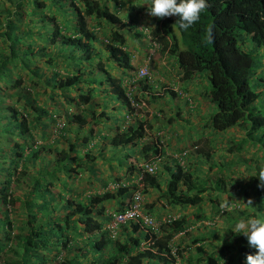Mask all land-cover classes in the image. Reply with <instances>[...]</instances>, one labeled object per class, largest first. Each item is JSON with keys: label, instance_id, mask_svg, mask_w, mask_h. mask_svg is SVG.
<instances>
[{"label": "trees", "instance_id": "obj_1", "mask_svg": "<svg viewBox=\"0 0 264 264\" xmlns=\"http://www.w3.org/2000/svg\"><path fill=\"white\" fill-rule=\"evenodd\" d=\"M7 1L13 8L10 11L4 9L7 17L4 22H0V41L4 45L2 49L8 51L0 53V74L7 70V65L12 60L33 59L38 52L36 56H47V61H50L53 58L51 55L53 52L55 57H63L62 61L76 66L71 68L69 74L60 76L55 73L50 77L52 87L58 90L63 99L74 101L67 93L75 91L77 99L87 104L93 99V92L97 91L96 87L92 86L93 83L100 85L106 82L111 96L113 95L129 113L130 97L126 95V89L121 85V78H112L105 68H100L102 76H99L96 81L90 80L91 72L82 69L87 65L86 60L93 59L99 54L95 44L103 50L107 67H113L118 72L123 69H132L130 52L125 48L126 39L122 31L124 28L131 29L132 26L123 22L118 16L116 11L118 0H111V4H108V0H47L49 10L43 13L41 19L45 26L49 27L44 41L52 45L53 50L48 53H46L48 49L46 47L36 48L33 46L34 42L32 44L22 42L23 38L32 36L31 27L21 32L17 24L25 15L22 7L26 0ZM35 1L33 0L37 3V7H44L46 4L42 0ZM206 2L208 7L200 14V19L186 31L179 28L176 23L177 16L160 18L152 31L159 36V43L156 41L158 45L167 47L168 56L171 55L176 59V61L173 60L177 62L179 71L183 73L182 76L186 78L193 69L206 71L210 86L202 95L213 104L214 111L208 115L203 125L210 126L216 131L211 136L217 131L235 125L242 126L243 121H248L249 129L245 130L242 138L231 143L223 139L222 145L228 147L224 149V156L221 155L217 162L218 168H221L230 166L231 161L227 162L226 156L232 151L233 153L246 150L247 152L260 151L261 156L264 157L262 145L264 113L255 109L254 103L258 95L248 85V79L254 74V62L251 54L243 51L236 44L237 35L243 33L250 38L254 46L264 47V0H206ZM56 14L62 17L60 21L64 19L60 26L57 25ZM91 20L94 21L93 24ZM26 22L28 24L31 20L26 19ZM102 22L108 25V30L106 34L103 32L105 37L100 39L96 36V32ZM210 26L213 29L212 42L206 39L207 29ZM62 30L66 33L61 32ZM147 31L152 35L150 30L147 29ZM153 38L156 39L154 36ZM179 71L177 70L176 73ZM134 75V73L126 74L124 78L131 81ZM140 79L142 78L133 81ZM21 81V77L15 79L13 86L19 85ZM87 81L88 87L81 88L80 84ZM145 82L146 78L143 83L140 81V84H143L142 92H145L147 85H150L149 83L146 85ZM28 91L27 88L26 92ZM153 94L151 93V100L155 99ZM163 95L164 99L162 98L159 104L167 105L169 111H172L171 102L179 95H175L170 89H167ZM168 96L171 101L168 100ZM93 105L91 103L87 108L88 113L92 119L97 120ZM39 111L48 115L45 110ZM4 112L7 114L8 125L3 126V132L18 136L21 140L15 139L10 147L5 148L8 151L5 162L7 166L2 168L4 175L0 180V264H151L153 261L157 264H177L174 262V255L170 253L169 241L174 235L185 232L189 227L190 220L187 216L179 215L161 225L158 234H151L141 227L139 222L129 221L120 224L116 235L111 238L103 227L110 218V215L104 212L103 202L113 200L115 203L113 212L124 210L130 202L131 194L138 188L137 183L131 182L130 177L139 175L141 176L138 180L142 185L141 192L147 188L155 190L160 193L157 197L162 198L161 204L169 206H197L202 201L201 193L207 189L220 192L225 189L224 177L210 179L212 185L207 186L205 181H198L191 175L188 168L180 166L176 159L165 155L167 148L160 146V137L155 136L152 139L144 127L146 122H143L141 118L132 120L131 112L129 122L118 123L112 133L103 138L106 139V146L130 148L129 153H123L124 178L115 176L110 177V180L102 179L100 192L73 199L66 195L71 192L62 193L52 190L54 182L47 176L62 175L68 180L79 169L83 171V166L87 169L85 166L89 165L93 159V155L88 151L94 145L87 148L91 141L89 139L92 132L91 126L79 138L76 137L72 141L64 137L66 149L52 145L50 150V146L44 148L43 144L31 147L27 141H32L31 128L36 129L33 120L36 121L34 123L37 126L40 113L28 117L26 112H18L12 106L7 110L4 107ZM158 113L156 111L155 115ZM175 113L180 112L174 111V116ZM99 114L104 115L102 111ZM70 117L78 123L77 130L86 123L79 115L71 114ZM103 117L108 119L106 116ZM170 119V116L165 119L167 124ZM36 130L39 133V130ZM51 141V143L57 142L55 139ZM76 141L81 142L80 147L77 146ZM196 143V141L192 143L193 147H196ZM44 151L53 152L55 164L43 171H38L37 177L30 178L29 184L27 183V192L24 194L26 200H23L26 210L20 218L15 209L18 197L9 189L10 184L14 181L17 186H21L24 182L22 178L28 177L29 174L25 168L21 167V162L26 158L39 162L38 157ZM180 151L186 152L184 162L191 161L192 156L189 155L188 148L177 150V152ZM193 151L196 157L199 156L205 160L210 158L207 150L194 148ZM101 152L102 150H99L100 156H102ZM254 157L256 155L252 153L251 157L241 160L244 162L246 172L252 169L251 163ZM129 158L133 162H127ZM159 158L160 162L154 173L146 172L138 166L139 163H148ZM107 164L109 165V162ZM81 165L83 166L80 167ZM259 168L260 165H255L254 174H258ZM160 174L165 175L164 179H166L162 181ZM124 180L127 184L122 185L121 182ZM108 182L117 185L113 187V190H109L105 188ZM162 182L164 185H161ZM258 184L259 178L251 176L245 187H250L254 196L252 216L264 219L259 217L260 212L264 213V188L258 187ZM35 190L38 192L34 193ZM39 194L47 201L41 202L42 197ZM32 197L34 200L28 203L27 201ZM152 204L153 202L145 204L146 209H152ZM13 210L15 213L11 218L9 213ZM230 229L231 227H227L226 233L231 244L221 242L217 250L213 249L209 253L204 251L200 242H197L195 246L194 258L190 252L187 251L183 255V250L177 251L175 248V255L176 252L178 254L180 252L178 257L183 260L180 264H246V256L255 254L256 249L249 246L243 234H234ZM121 232L125 237L122 241L119 240L122 237ZM193 241H201V238H195ZM142 243L146 244L143 248ZM90 248L102 251L104 256L89 258Z\"/></svg>", "mask_w": 264, "mask_h": 264}, {"label": "rangeland", "instance_id": "obj_2", "mask_svg": "<svg viewBox=\"0 0 264 264\" xmlns=\"http://www.w3.org/2000/svg\"><path fill=\"white\" fill-rule=\"evenodd\" d=\"M38 1L39 0H36L35 2ZM42 1L46 2L44 7H37V3H34L33 0H26L24 3L25 5L22 7L25 15L21 17V21L17 24H19L21 32L30 27L32 29V36L23 38L22 42H30L29 44L34 42L33 46H36V48L41 46L46 47L48 48L46 49V53H48L52 52L53 47L44 41V38H46L45 33L49 31V27L45 26L41 17L49 8L47 0ZM107 2L111 4V0ZM148 3L149 0H118V10H116L118 16L123 22L132 26L131 29L126 28L127 31L125 28L122 30L126 39L125 48L130 52L132 69H123L118 72L113 67H107V61L104 59V52L97 44H95V47L98 49L100 57L98 54L95 55L93 59L86 60L85 64L87 65L82 67V69L91 72V75L88 73V75H90V80L95 79L96 81L99 76H102L100 68H105L112 78H121V85L126 89L125 91L127 93L129 92L128 95L130 100L136 103L134 107L129 105L131 109L128 110V112H132V120L141 118L143 122H146L144 123V127L148 134L152 139H154L155 136H159L160 142H162L161 147L164 146L165 149L167 148L166 151L177 153V150L180 148H188V153L192 156V159L191 161H185L184 166L188 168L187 170H189L191 175L195 176L198 181H205V183L208 184L207 186H211V181L213 179H217L219 176L225 178L224 181L226 185L224 191L220 192L218 190L207 189L201 193L202 201L197 206L163 205L161 204V202H163L162 198L158 199L157 197L160 193L155 190L147 188L144 192H141V212L143 214H148L155 218H160L166 214L174 217L185 215L189 218L190 225L185 232L177 233L169 241L171 245L170 253L175 257L174 262L180 264L183 260L178 257L180 252L179 254L176 252L175 255V248L177 251L183 250V255H185L187 251L190 252L194 258L197 242H200L206 253L211 252L213 249L217 250L221 242H227L229 245L231 244L228 240L226 228H232L240 219L251 217L253 211L252 204L250 205L247 202L251 199L253 203L254 200L250 187H245L248 178L242 179L238 177L235 179V177L245 174H254L255 165L261 166L264 164V157L261 156L260 151L247 152L246 150L245 152L238 151L235 153L232 151L226 156L227 162L228 160L231 161L230 166L218 168L217 162H219L221 155L224 156V149L228 147L222 145L223 139L227 141V143H231L242 138L245 130L249 129L248 121H243L242 126L235 125L222 131H217L216 134L211 136V134L216 131L210 126L203 125L208 115L214 111L213 104L209 103L207 98L202 95L210 86L206 71L193 69L185 78V76H182L183 73L179 71V67L175 65L174 60L176 61V59L171 55L168 56L167 47L163 48V46L160 47V45H158V48L151 55V58L146 61L145 58L148 51L145 40H143L144 36L142 37V35L139 34V28L150 30L151 36H154L158 43L160 41L159 36L152 31L160 18L152 17L148 14ZM12 8L11 3L7 0H0L1 23L4 22L5 17H7L4 9L10 11ZM136 8H139V10H135ZM26 19H30L31 22L27 24ZM61 19L62 17L56 14V22L59 26L64 20L60 21ZM90 22L91 24L94 23L93 20ZM107 30L108 25L102 22L100 28L97 29L96 36L103 39L105 37L103 32L106 34ZM61 32H64V30ZM236 44L243 51L249 52L253 58L254 74L248 79V85L251 90L258 95L254 103L255 109L260 113H264V47L254 46L250 38L243 33L237 35ZM3 47V42L0 41V53H7V49L3 50ZM65 50L68 51V49ZM36 55H38V52ZM36 55H34L33 59L23 58L10 61V63H8L9 65H7V70L0 74V180L4 175V170L2 168L7 166L5 162L8 158V151H6L5 148L10 147L12 141L15 139L21 140L18 136L11 135L6 131L3 132V126L8 125V120L6 118L7 114L4 112V107L5 110H7V108L12 106L16 108L18 112H26L28 117L35 116L37 113H40L39 110L42 109L47 111L48 115L40 113L38 119L39 124H37V126L34 123L36 121L33 120V124L35 128L39 130V133L36 129L34 130L33 127L31 128L32 141H27L31 147L43 144L44 148L45 146H50V150H52L54 145L58 148L66 149L67 145L64 137H68L70 141L74 140L76 137L79 138L89 126H91L92 132L90 134L91 137H88L91 141L88 140L89 144L87 148L94 145L88 151L89 154L93 155V159L89 162V165L87 164L85 166L87 169H84V166L81 165L80 167L83 166V171L79 169L77 173L68 180L62 175H57L55 177L54 174H50L47 176V178H50L54 182V188L51 189L58 190L62 193L71 192L66 195L73 199L83 198L87 194L98 193L101 191L100 184L102 179L107 180L115 176L124 178L125 176V173H123L124 167H122L125 161L123 153H129L130 148L128 146L122 148H118L117 146H106V139L103 138L109 136L113 128L118 123L124 121L125 115L127 114L126 108L113 97V95L111 96L106 82L100 85L95 84L96 82L93 83L92 86L96 87L97 91L93 92V99L87 104L81 103L77 99L75 91L71 93L68 91L67 93L72 96L74 101L63 99L58 90L52 87L50 77L55 73L60 76L69 74L71 73V68L76 66L62 61L63 57H55L53 52L51 53L53 58L50 61H47V56L38 57ZM161 64L163 65L160 66ZM143 65L146 66V70L150 75L149 79H146L145 82L146 85L148 83L150 84L147 85L145 92H142L141 86L143 84H140V81L143 83L144 79L132 82L124 78L126 74L132 75V73H134L137 75L138 69ZM166 67H168V69H166ZM177 70L179 73H176ZM19 77H21L22 81L19 85L13 86L14 80ZM55 77L56 76H54V78ZM88 84V81L82 82L80 86L81 88H87ZM27 88L29 90L28 92H26ZM167 89H170L175 95H179L178 93H180L176 99L177 101L172 100L171 102L173 105L172 111H169L167 105H162V103L159 104L160 100L162 98L164 99L163 94L164 92L166 93ZM151 93H154V100L150 98L152 96ZM17 96H20V99L17 98ZM168 100L171 101L170 96H168ZM91 103L94 104L93 108L97 120L89 116L87 108H89ZM176 110L180 113H175L174 116V111ZM101 111L104 114L103 116L108 117L107 120L99 114ZM156 111L159 113L155 115ZM49 114L51 115L50 117ZM71 114L81 116L86 122L81 128L79 127V130H77L79 125L70 117ZM168 116L171 118L169 124L165 121ZM52 139L57 140V142L51 143ZM193 140L197 142L196 147L192 145L194 142ZM262 141L264 147V139ZM76 142L77 146H81V142ZM82 148L83 146L81 149ZM194 148L207 150L210 158L205 160L199 156L196 157L193 151ZM26 150L27 149H25V151ZM99 150H102V156L99 155ZM252 153H255L256 157H254V160L252 158V169L246 172L244 162L241 160L251 157ZM80 154L81 153H79V155ZM79 155L77 154V156ZM53 156L52 151H44L40 153L38 157L39 162H34L29 158L21 162V167L29 172L28 177L22 178L24 182L21 186H17L13 181L9 187L13 194L18 197L15 209L20 218L23 217L26 210V207L23 205V200H26L24 194L27 192V183L29 184L31 177H37L38 171H43L45 168L54 166ZM103 158H105V160ZM126 161L133 162L131 158ZM108 162L110 166L107 164ZM18 169L19 166L17 167V170ZM164 176L165 175L160 174V179L162 181L166 179H164ZM130 178L133 180L136 177ZM210 179L212 180L210 181ZM43 180L46 179L43 178ZM125 181L126 180H124V182ZM161 185H164V183L162 182ZM113 186L114 184H112V182H108L105 188L113 190ZM37 192L38 191L35 190L34 193ZM39 196H41V194H39ZM33 198L34 197L27 202L31 203V200H34ZM43 199L42 197L40 201H47V199ZM151 202H153V208L149 210L146 209L145 204ZM225 204L233 210L228 211L226 208H222L221 206ZM233 205L235 207H233ZM103 206L105 208L104 212H112L115 208V203L113 200H109L103 202ZM14 213V210L10 211L9 216L13 218ZM56 213L59 212L56 211ZM263 215V212L259 213V217L264 218ZM126 230H130V228H126ZM120 234L122 237H120L119 240L122 241L124 234H122V232ZM195 238H201V241H193ZM88 255L89 258L93 259L104 256L102 251H96L91 248ZM151 264L157 263L153 261Z\"/></svg>", "mask_w": 264, "mask_h": 264}, {"label": "clouds", "instance_id": "obj_3", "mask_svg": "<svg viewBox=\"0 0 264 264\" xmlns=\"http://www.w3.org/2000/svg\"><path fill=\"white\" fill-rule=\"evenodd\" d=\"M208 7L206 0H150L148 3V14L152 17L165 18L170 16H177L178 26L182 30L189 29L200 19V14ZM142 28H139V30ZM145 30H147L145 28ZM208 42L213 41V29L210 26L207 29ZM142 37L144 34L140 33ZM150 35V34H149ZM151 36V35H150ZM152 37V36H151ZM153 38V37H152ZM154 39V38H153ZM143 40L144 37H143ZM156 41V39H154ZM146 45V41H145ZM251 176L259 178L258 187L264 188V164L258 170V174L254 175H240L235 177L246 179ZM248 204H253L249 199ZM228 211H232L226 204L221 206ZM233 207H235L233 205ZM234 234H243L250 247L256 249L255 254H248L246 256V264H264V219L251 216L246 219H240L230 229Z\"/></svg>", "mask_w": 264, "mask_h": 264}, {"label": "built area", "instance_id": "obj_4", "mask_svg": "<svg viewBox=\"0 0 264 264\" xmlns=\"http://www.w3.org/2000/svg\"><path fill=\"white\" fill-rule=\"evenodd\" d=\"M141 32L144 34V38L146 41V48H147V54H146V61H148L151 58V55L154 53V51L158 48V43L149 35L148 31L145 30V28L140 29ZM137 75L133 76V80L139 79V78H146L149 79L150 75L148 74L147 70H146V66L143 65L141 66L137 73ZM126 95H128V93L126 92ZM130 100V99H129ZM130 105L131 107L136 106V104L130 100ZM129 113H127L125 115L124 118V122H129L131 119L129 117ZM159 144L161 146L162 142H160L159 140ZM164 154V153H163ZM186 152L185 151H180L177 153H170V152H166L165 151V155H169L172 158L177 160V163L180 166H184L185 162H184V156H185ZM159 159H155L151 162L148 163H139L138 166H141V168H143L144 171L149 172V173H154L158 167L159 164ZM141 178V176H137L135 179L131 180V182H135L137 183L138 188L131 194L130 197V202L127 204V207L122 210V211H118V212H105L106 214L110 215V218L104 223V229L107 230L108 235L113 238L118 230V226L120 224H124L126 222H139L141 227H143L145 230L149 231L151 234H158L160 226L169 222L171 219H174V216H169V215H163L160 218H155L152 217L151 215L148 214H143L141 212V203H142V197H141V189H142V185L141 183L138 182V180ZM122 185L127 184V181L125 182H121ZM117 184H114V186ZM113 186V187H114ZM177 217V216H176ZM148 244V243H147ZM146 244L142 243V248L145 246Z\"/></svg>", "mask_w": 264, "mask_h": 264}, {"label": "crops", "instance_id": "obj_5", "mask_svg": "<svg viewBox=\"0 0 264 264\" xmlns=\"http://www.w3.org/2000/svg\"><path fill=\"white\" fill-rule=\"evenodd\" d=\"M174 63V62H173ZM163 64H161L160 66H162ZM175 65H177V63H175ZM166 69H168V67H166ZM181 70V69H180Z\"/></svg>", "mask_w": 264, "mask_h": 264}]
</instances>
